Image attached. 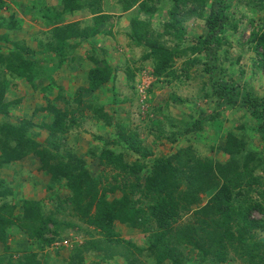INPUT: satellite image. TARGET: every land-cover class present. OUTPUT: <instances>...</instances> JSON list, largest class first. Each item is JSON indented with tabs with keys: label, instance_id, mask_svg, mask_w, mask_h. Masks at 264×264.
<instances>
[{
	"label": "rangeland",
	"instance_id": "1",
	"mask_svg": "<svg viewBox=\"0 0 264 264\" xmlns=\"http://www.w3.org/2000/svg\"><path fill=\"white\" fill-rule=\"evenodd\" d=\"M88 1L93 2L83 0V8L73 12H62L63 0H7V6L0 9V34L7 33L10 37L9 40L3 38L0 41L2 51L7 52L14 39L24 41L28 47L36 50V57L40 58L38 63L43 66L46 64L45 68L51 70L49 77L52 75L57 84L67 89L69 96L73 95L70 99L74 97L79 85L86 84L85 78L81 77L84 72L69 66L67 61L54 68L53 64L57 65L59 57L47 52L46 47L51 40L47 41L49 31L59 23L46 20L43 14L49 13L56 19L62 18V24L79 20L82 27L94 25L95 14ZM142 1H147L152 9H141L139 4ZM211 4L212 0H185L180 1L177 6L174 0H138L134 4L130 0H98L94 4L100 11L110 14L102 24V31L94 38L97 45H100L95 55L100 58V65L109 62L117 74L97 90L96 94L101 99H96L95 103L100 102L106 106L105 114L112 116V123H107L104 117L86 107L84 115H77L79 123L74 124L66 136L53 140V144H59V151L67 160H84L89 174L87 179L90 180L85 183L97 182L96 188L106 192L109 198H121L125 184L130 187L132 183L144 182L148 176L146 169L156 158L175 155L183 150L181 162L178 158L174 159L178 167L185 162L184 173L181 174L182 189L189 186L191 176L200 185L215 180L218 181L215 184L221 186L224 181L219 172V164L235 168L233 175L249 167L258 176L259 182L250 187L245 182L249 175H244L243 185L235 190L234 204L237 209L238 205L246 209L258 201L264 207V134L255 128L256 120L249 110L227 105L217 106L214 98L206 94L216 89L212 86L211 75L206 69L207 54L193 51L198 46L199 37L207 33L206 21ZM226 4L230 20L222 32L223 44L218 51L221 73H218L235 85L246 87L264 98V48L260 46L256 50V40L253 38L255 32L264 29V2L226 0ZM13 21L17 25L10 28L9 23ZM137 30L149 31L151 38L177 50L164 75L157 76L154 73L156 59L145 57L150 47L146 41L138 44ZM94 49L92 47L90 50L89 43L83 42L73 54L80 57L75 65L83 64L86 70L95 65L87 56ZM34 55L25 53L31 59L35 58ZM5 73L11 81L14 80V83L9 84V97L16 93L23 97V106L11 111L12 121L32 116L37 104L47 103L41 90L40 93L36 92L31 85L23 83L25 78L14 77L8 70ZM130 73L135 74L134 79L130 78ZM45 82L48 83L49 80L46 78ZM57 90L58 88L54 92ZM54 92L50 94L51 98ZM64 101L60 105L66 106L67 102ZM69 106L71 109L76 107L75 104ZM202 111L209 114L215 112L216 119H206L204 130L187 133L188 125L201 117ZM44 116L41 113L40 117L34 118L42 123ZM119 123L128 131L137 133L142 146L151 151L148 158L129 150L122 140L120 143H109L120 139L122 130ZM30 133L40 142L39 147L48 144L50 135L44 126H33ZM231 133L239 143H243V149L237 147L241 150L239 153L230 154L225 150L227 145L231 146L235 142L234 138L230 139ZM104 147L115 148L116 152L123 151L124 162L129 166L136 163L143 165L142 169L131 172L129 169L123 170L101 162L100 153ZM248 153L254 156L253 161L246 163ZM56 158L51 163H57L58 166L63 164V167L69 168L66 159ZM1 179L14 194L8 197L12 203L10 206H3L0 202V213L5 218H11L13 223H17V227L6 228V242L0 240V264H158L156 255L149 248L155 243L159 230L154 219L146 216L143 225L117 221L115 239L108 240L104 232L88 224L85 216L79 214L78 206L71 200L76 194L73 185L65 178L53 180L36 154H27L16 162L0 167ZM116 184L121 187L114 191L105 190ZM216 188L201 192L200 203L193 207L205 205ZM145 193L141 183L140 193L134 198L137 206L145 205V200L140 203L137 199ZM19 197L39 200L45 215L53 214L60 219L61 233L55 236L51 245H46L39 239L37 223H29L24 218L26 209L17 199ZM89 201L90 197L85 196L79 205L84 207ZM95 209L96 205L88 211L92 214ZM193 214L190 211L184 212L181 222H196ZM249 214L252 218L264 220V210L261 208H252ZM181 224L183 223H179ZM243 224L241 216L237 215L232 228L239 233V227ZM1 225L2 223L0 228ZM50 227L53 228V224ZM45 236H53V233L46 232ZM91 239H99V249L86 245ZM240 241L228 245L225 249L227 260L222 263L217 260V247L205 257L200 249L191 245H183L180 249L184 251L186 264H264L263 226L250 229L244 240ZM162 264L173 263L168 260Z\"/></svg>",
	"mask_w": 264,
	"mask_h": 264
},
{
	"label": "trees",
	"instance_id": "2",
	"mask_svg": "<svg viewBox=\"0 0 264 264\" xmlns=\"http://www.w3.org/2000/svg\"><path fill=\"white\" fill-rule=\"evenodd\" d=\"M174 1H176L175 6H177L180 1L185 0ZM260 1L264 2V0ZM93 2L88 1V5L95 14L94 25L82 27L79 20L62 24L60 22L62 18L56 19L54 15L53 17L49 13L43 14L46 20H53L59 23L49 31L50 35L47 41L51 40L46 47L47 52L53 53L55 57H59L57 65L53 64L54 68L58 64L62 65L67 61L69 62V66H73L77 70L84 72L81 74V77L85 78L86 84L79 85L72 99H70V96L73 95L69 96L67 89L63 85L57 84L52 75L49 77L51 70L48 67L45 68L46 64L43 66L38 63L40 58L36 57V50L28 47L24 41L17 39L11 41L12 47L8 48L7 52L2 51V44H0V114L2 115L0 119V167L6 163L16 162L30 153L39 156L42 167L46 169L47 173H51L53 180L65 178L69 184L73 185L76 194L71 200L78 206L79 214L85 216L88 224L94 225L104 232L107 239L109 238L108 240L113 241L115 239L114 235L117 234L115 222L117 221L123 223L130 221V224L143 225L146 216L154 219L159 230L156 233L155 243L149 248L156 255L158 264H162L168 260H171L173 264H186L183 258L184 251L180 249L183 245H191L200 249L204 257L210 254L214 247H217L215 250L217 260L221 263L226 261L227 253L225 249L228 245H231L235 241L244 240L245 234L250 229L264 227V220L252 218L249 214L252 208L264 210L263 203L257 201L246 209L240 207V205H238L237 209L234 204L235 190L243 185V181L245 180L244 175H249V179L245 182L250 187L259 182V178L253 174L252 168L245 167L243 171H239L236 175H233L235 168H229L224 163L222 166L219 164V172H221L224 181L221 186H217L218 181L213 179V181H208L206 185H200L191 176L189 178V186L186 189H182L180 187L183 181L181 174L184 173L183 166L185 162L180 163L179 167L174 163L175 158H178L179 162H181L180 157L183 151L181 150L180 153H176L175 155H165L156 158L154 163L150 167H147L146 172L148 176L144 182L132 183L130 187H127V184H125V187L122 189L124 194L121 198H109L106 192L104 193L102 190L96 188L97 182L94 184L85 183V181L89 182L90 180L87 179L89 178V174L84 160H67L66 156L60 153L59 144H53L56 139L59 140L66 136L74 124L79 123L77 115H84V108L86 107L98 113L99 116L104 117L107 123H112V116L109 113L105 114L106 106L100 104V102L95 103L96 99H101L96 94L97 90L110 82L117 74L115 68L109 62H105V65H100V58L95 55L97 54L95 51L100 45H97L94 38L102 31V24L110 17V14L100 11V8L95 7L96 5L94 4L98 0H93ZM137 2L138 0H130L131 4ZM63 4L64 9L62 12L80 10L85 5L83 0H63ZM6 6L7 0H0V9ZM139 6L145 11L152 9L147 1H142ZM226 9V0H212L211 9L206 21L207 33L199 37L197 40L198 46L193 48V51H203L207 54L206 69L211 75L212 86L216 89L206 94L214 98L217 106L227 105L237 109L249 110L251 116L256 120L257 125L255 128L264 134V98L250 92L246 87L241 88L239 85H235L231 81L224 79L220 74L221 63L218 59V51L223 44L222 32L230 20ZM173 12L175 13V11ZM56 16L59 15L56 14ZM15 21L9 23L10 28L16 27ZM137 31L138 38L136 40L138 44H143L146 41L147 46L150 47V51L145 57H154L156 59L154 73L157 76L164 75L169 69L170 63L174 60L177 50L163 45L155 38H151L149 31ZM3 38L4 40H9L10 37L7 33L0 34V41ZM253 38L256 40V50L260 46L264 48V29L255 32ZM85 41L89 43L90 50L92 47H95L92 54H87L88 58H91L95 63L88 70L84 69L83 64L76 66L75 61L80 57L73 55L77 51V48ZM25 53L35 54V58L31 59L25 56ZM6 70L10 71L14 77L25 78L26 84L31 85L36 92L41 90L43 98L47 99L46 104H37L32 116H23L19 121H12L10 119L11 111L23 106V97L21 94L18 96L17 93L9 97V84L14 83V80L11 81L9 75L5 73ZM134 77L135 74L130 73V78L134 79ZM46 78L49 80L48 83L45 82ZM56 88L58 90L54 92ZM53 92L54 96L51 98L50 94ZM64 100L67 102V107L60 105V102ZM70 104H75L76 107L71 109ZM41 113L45 114L48 120L45 121L44 116L41 119V122H44L39 123L34 117H40ZM201 114V117L188 125L187 133L204 130L206 119H216L215 112L209 114L206 111H202ZM118 125L119 128L121 127L120 130H122L121 134H119L120 139H115L109 143H120L122 140L127 144L126 147L129 150L140 153L143 158H148L151 151L142 146L137 133L128 131L120 123ZM33 126H44L48 131L50 136L48 137L47 145L39 147L40 142L31 136L32 133H30ZM230 139L235 140V142H232L233 145L231 146L227 145L225 150L230 154L241 152L237 147L243 149L241 146L243 143H239L232 133L230 134ZM228 141L231 142L229 139ZM52 144L55 146L53 147ZM123 153V151L116 152L115 148L104 147L100 153V159L101 162L104 161L107 164L121 167L123 170L129 169L131 172L142 169L143 165L140 166L136 163L129 166V164L124 162ZM253 156L248 153L246 155V163L253 161ZM56 157L66 159L69 162V168L63 167V164L58 166L57 163H51L52 159H57ZM196 179L201 178L196 177ZM202 180L207 181L206 178H202ZM141 183L146 193L137 198L140 200V203H142L141 200H145L143 201L145 205L139 207L136 205V199L134 198L138 192L140 193ZM119 187L121 185L116 184L105 190L114 191ZM213 187L217 188L205 205L194 208L193 205L201 201L199 194ZM11 194L14 193L5 185V181L1 179L0 202L3 203V206H10L12 204L8 200ZM262 195L264 196V193ZM85 196L90 197V201L88 205L82 207L79 203L84 200ZM17 199L22 202V206L26 209L24 218H27L29 223L32 221L37 223L36 232L40 237L39 239L44 244L51 245L56 238L55 236L61 233L60 219L53 214L45 215L42 210V203L37 199H26L24 197ZM94 205H96V209L91 214L88 210ZM189 211L194 212L193 215L196 222H181L184 212ZM237 215L241 216L244 223L242 227H239V233H236L232 228V222ZM0 223H2L0 240L6 242V228L10 226L17 227V223H13L9 217L5 218L2 213H0ZM179 223L183 224L179 225ZM50 224H53V228L50 227ZM46 232H52L53 236L46 237ZM118 241H122V239H118ZM100 243L99 239H91L89 242L87 241L86 245L99 249ZM129 243L132 244L131 242Z\"/></svg>",
	"mask_w": 264,
	"mask_h": 264
},
{
	"label": "crops",
	"instance_id": "3",
	"mask_svg": "<svg viewBox=\"0 0 264 264\" xmlns=\"http://www.w3.org/2000/svg\"><path fill=\"white\" fill-rule=\"evenodd\" d=\"M24 84H26L25 82H23Z\"/></svg>",
	"mask_w": 264,
	"mask_h": 264
}]
</instances>
